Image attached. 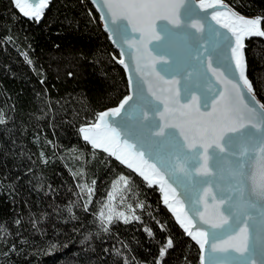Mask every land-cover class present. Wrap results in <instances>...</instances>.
Instances as JSON below:
<instances>
[{
  "label": "snow or ice",
  "instance_id": "obj_1",
  "mask_svg": "<svg viewBox=\"0 0 264 264\" xmlns=\"http://www.w3.org/2000/svg\"><path fill=\"white\" fill-rule=\"evenodd\" d=\"M84 2L85 0H81V3ZM87 2L102 14L107 11L108 15L101 17L104 21L103 27L113 36L116 32L120 33V39H112L111 42L121 51V57L127 55L122 51L123 48L127 47L131 50V63H126L124 58L117 60L115 53L110 54V58L123 68L134 71L137 76L129 77L132 94L120 97L115 106L94 113V122L90 123L87 119L81 122L78 133L82 134V140L90 144L93 149L102 150L120 164L132 169L143 182H146V187H159V191L163 194V205L174 215L175 222L186 238L197 246L200 253L199 264H264V208L259 212L257 226L259 247L250 248V222L257 218L252 215L241 218L230 214L226 201L199 187L203 183V178L209 175L207 170L202 169L210 168L212 148L223 147V139L227 132L243 133L250 127L257 133H264V103L257 99L254 84L247 74L245 43L248 38H264V27H262L264 14L248 18L237 10V7L244 6L242 4L230 7L224 3V0H200L201 9H213L210 13L211 20L218 26L208 25L211 33L209 39L201 35L204 32V24L200 20L180 19V8L185 0H152L151 3L135 2V0H87ZM13 3L24 17L29 18L33 23H40L46 9L49 8L50 0H35L34 3L30 0H13ZM216 5L224 10L216 11ZM138 13H143V19L137 18ZM87 15L90 19L94 18L92 9L87 10ZM121 20H126L127 24L131 25V29L119 23ZM157 20L166 21L171 25V28L164 26L169 33V42L168 51L163 54H154L149 47L153 41L162 40L161 34L157 31ZM136 33L140 35L137 37ZM14 39L16 38L11 34L0 37V50H5V46ZM28 47L30 49V45ZM55 47L59 48V45ZM20 54L26 57L25 63L34 64L27 52ZM33 74L38 76L39 83L44 86L46 74L43 69L39 72L34 71ZM67 76L71 79L74 73L68 71ZM140 79H143L147 85L152 100L137 93ZM181 82L183 95L178 87ZM201 88L204 89V94H201ZM36 95L41 94L36 93ZM43 95H48L47 87ZM153 100L159 107H153ZM51 103L50 100L45 101V106L50 109ZM202 106L205 109L210 107L211 111L201 112ZM9 110L13 115L9 116L3 108H0V133L10 138L11 132L15 131V128H8V125L15 120L14 105ZM175 111H179L184 116L194 115L198 118L184 123L174 122L170 120V114ZM40 112L42 115L37 116L36 119H46L48 113L45 112L44 107H41ZM156 116L161 121L156 124L165 131L180 129L183 135V143L178 147L175 163H170L162 157L160 143L158 141L154 143L155 137L150 139L151 134L145 131V127L150 126ZM116 117H121L116 122L120 127H117L112 120ZM79 119V114H76L70 122L75 123ZM50 127L54 129V124L51 122ZM185 129H188L191 135L184 134ZM22 131L26 133V129ZM12 143L14 148H22V145L16 144L15 141ZM46 143L52 144V141ZM258 151L259 172L256 182L264 185V146ZM23 155L24 153L21 152L20 156ZM28 158L31 159V156ZM40 159L45 166L50 163L43 152L40 153ZM27 172L30 174L31 169ZM177 174L183 177L179 182V186L184 189L183 195H188L190 190L199 193L192 200L191 208L185 207V201L181 198L182 193L178 191L177 186H174ZM19 179L20 177H17L14 183H18ZM120 182L128 185L129 179L121 175ZM81 191L91 193L92 189L82 185ZM0 194H3V189H0ZM8 194L14 195V188ZM45 195H53V192L50 190ZM79 195L74 193V199L70 201L71 206H67L66 211L70 220L81 222L76 210L88 214L90 209L86 205L77 204ZM137 207L145 211L136 214L133 210L130 214H126L117 212L109 205L107 213L98 212L99 219L97 224L93 225L97 227L96 238L102 244H106L108 238L116 237V241L110 247L103 248L105 256L112 258V264H137L129 243L113 232V229L119 226L118 223H114V218L122 221L124 226L133 221L141 222L147 237L155 236L153 230L144 224L142 219L144 215H150L146 210V204L141 201ZM30 222L35 232L47 235L37 228L35 219H31ZM67 222L69 221L66 220L65 223ZM155 222L161 231H165L160 221ZM22 224L23 218L17 213L12 219V227L16 232L12 233L11 229H7V235H0V248L4 249L0 251V264H3L4 260L15 264L11 257L21 254L17 243L9 244V239L18 240L23 245ZM5 225L6 222L0 221V227ZM203 225H208L213 231L210 232ZM225 225H228L227 229L224 228ZM83 227L84 224L81 222V228H73L72 231L80 233ZM216 229L224 231L217 232ZM92 238L93 233H86L79 244L84 245ZM48 246L61 250L56 240H50ZM36 247L39 251L44 250L39 246ZM67 247L68 244L65 243L63 248ZM174 247L173 238L167 236L159 245L158 256L152 264H161ZM91 250L95 251V248ZM87 251L88 249H84L85 256ZM233 253L238 255L234 256ZM80 255V252H73V256ZM184 264H190L186 257Z\"/></svg>",
  "mask_w": 264,
  "mask_h": 264
},
{
  "label": "trees",
  "instance_id": "obj_2",
  "mask_svg": "<svg viewBox=\"0 0 264 264\" xmlns=\"http://www.w3.org/2000/svg\"><path fill=\"white\" fill-rule=\"evenodd\" d=\"M226 2L233 6L244 5L237 7L244 14H264V0ZM88 9H92L93 19L87 15ZM100 19L97 9L87 0L84 3L52 0L42 21L33 23L14 7L13 0H0V37L11 34L16 38L5 50H0V108L11 116L13 112L9 109L15 107L14 123L8 125L15 131L10 138L0 133V189H3L0 221L6 222L0 227V235H7V229L16 232L12 219L19 213L23 218V245L9 239V244L17 243L21 253L11 257L15 264H85L86 261L87 264H112V258L105 256L103 248L110 247L116 237L102 244L95 236L97 227L93 225L97 224L98 212L112 186L123 175L129 179L126 191L130 192L131 205L136 214H141L145 210L137 205L141 201L146 204L150 215L142 219L155 233L154 238H148L141 222L133 221L124 226L114 218L119 226L113 232L129 243L137 264H152L158 256L159 245L167 236L173 238L175 247L161 264H184L185 257L190 264H199L197 246L186 238L174 215L163 205L159 187H146V182L132 169L102 150L93 149L78 133L84 119L93 122L94 113L115 106L129 91L126 71L110 58L113 53L119 57V51L112 45ZM246 47L247 74L264 103V38H248ZM21 52H27L34 64L25 63L26 57ZM41 69L46 74L44 86L33 74ZM68 71L74 73L73 78H68ZM45 87L47 96L43 95ZM49 100L50 109L45 106V101ZM41 107L48 116L37 120L36 117L42 115ZM76 114L80 119L70 122ZM25 129L26 133L22 131ZM49 140L52 144L46 143ZM13 141L22 148H14ZM41 152L50 160L46 166L41 162ZM28 169H31L30 174ZM17 177H20L19 182L14 183ZM85 183L87 189H92L90 195L81 191ZM12 188L14 195L10 196L8 192ZM50 190L53 195H45ZM74 193L80 194L77 204L90 209L88 214L76 210L84 224L80 233H73L72 229L81 228V222L70 220L66 211ZM31 219L37 221V228L46 232V236L32 229ZM66 220L69 222L65 223ZM157 220L165 231H161ZM89 232L93 233L92 240L80 245L83 235ZM50 240H56L61 250L49 247ZM65 243L67 248H63ZM36 246L44 250L39 251ZM93 247L95 251L91 250ZM84 249H88L86 256ZM73 252L81 255L73 256ZM3 264L10 262L4 260Z\"/></svg>",
  "mask_w": 264,
  "mask_h": 264
},
{
  "label": "water",
  "instance_id": "obj_3",
  "mask_svg": "<svg viewBox=\"0 0 264 264\" xmlns=\"http://www.w3.org/2000/svg\"><path fill=\"white\" fill-rule=\"evenodd\" d=\"M52 0H50L51 3ZM30 2H35V0H30ZM135 2L142 3H151L152 0H135ZM200 0H185V3L180 8V19L182 21H187L189 19H198L204 24V32L201 34L209 39H211V33L209 31L208 25L212 24L214 27L215 22L211 20V11L213 9H201L199 7ZM224 3L232 7L233 5L224 0ZM47 10V9H46ZM216 11H223L224 9L216 5ZM239 11V10H238ZM240 12V11H239ZM245 17L251 18L259 15L255 14H244ZM102 15H108L107 11ZM138 19H143V13L137 14ZM102 24L104 21L100 19ZM110 23V21H109ZM119 23L125 24L130 30L131 25L127 24L126 20H121ZM157 31L161 34V41H153L149 47L154 51V54H163L168 51L167 45L169 42V33L166 31L164 26L171 28V25L166 21L157 20ZM109 36L112 39L119 40L120 33L116 32L113 36L112 33H109ZM137 37L140 33L135 34ZM246 43V41H245ZM113 45V44H112ZM116 48V47H115ZM119 51V58H124L126 63H131V50L127 47L123 48L122 51L127 55L121 57V51ZM128 85L129 77L136 78L137 74L130 69H125ZM170 75V74H169ZM214 80V78H213ZM154 87L155 82H154ZM181 89V94L183 95V83L178 85ZM158 90V89H157ZM132 88L129 85V91L127 95L132 94ZM201 94H204V89L201 88ZM137 93L146 97L148 100H152V97L147 91V85L144 83L143 79H140L138 82ZM256 93V92H255ZM257 95V93H256ZM257 99L263 103L261 98L257 95ZM183 102V99L182 101ZM153 107H159L156 102L152 101ZM113 107V106H111ZM107 107L105 109L111 108ZM102 109L101 111L105 110ZM162 110V108L160 109ZM201 112L211 111V108L205 109L203 106L200 108ZM198 118L194 115L192 117L184 116L179 111H175L170 114V120L174 122H187L190 119ZM121 119V117L112 118L113 122L116 123ZM139 119V117H137ZM94 122V121H93ZM161 122L159 117L156 116L154 122L150 123V126L145 127V131L150 135V139H155L153 142H159L161 145V155L163 158L167 159L170 163H175L176 156L178 153V147L183 143V135L180 129H168L165 131L159 124ZM91 123V122H90ZM117 127H120L119 123H116ZM123 130V129H122ZM163 133V135H159ZM184 134L191 135L188 129H185ZM82 136V135H81ZM264 146V133H257L255 129L248 128L243 133H233L227 132L223 139V147H213L211 150V159H210V168H205L202 170H207L209 175L203 178V183L200 184L201 190H206L211 193H214L216 197L222 201H226L230 209V214H234L241 218L252 215L257 219L250 222L251 236H250V248L259 247L257 241V226L259 222V212L261 208H264V185H261L256 182V178L259 172L258 165V155L259 148ZM208 161H206V164ZM183 180V177L180 174H177L176 183L174 186L178 187V191L182 193L181 198L185 201V207H192V200L195 199V196L199 193H194L189 191L188 195H183L184 189L179 186V182ZM255 205V207H253ZM232 221H230L231 223ZM203 227L208 228L211 232V229L208 225H203ZM228 225H225L224 228L227 229ZM217 232L224 231L223 229H216ZM224 255V254H220ZM233 255H238L233 253Z\"/></svg>",
  "mask_w": 264,
  "mask_h": 264
},
{
  "label": "rangeland",
  "instance_id": "obj_4",
  "mask_svg": "<svg viewBox=\"0 0 264 264\" xmlns=\"http://www.w3.org/2000/svg\"><path fill=\"white\" fill-rule=\"evenodd\" d=\"M85 188L88 185L84 184ZM109 197L106 199L105 203L101 206V211L107 213L108 206L111 205L117 212H125L130 214L134 210V207L131 205L130 192H127V185H124L120 182V177L115 181L114 186H112ZM89 195L91 193H88ZM131 206V207H130Z\"/></svg>",
  "mask_w": 264,
  "mask_h": 264
}]
</instances>
